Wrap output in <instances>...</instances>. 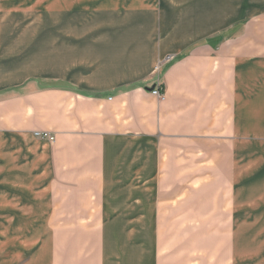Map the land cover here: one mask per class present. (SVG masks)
Returning a JSON list of instances; mask_svg holds the SVG:
<instances>
[{"label": "crops", "instance_id": "crops-1", "mask_svg": "<svg viewBox=\"0 0 264 264\" xmlns=\"http://www.w3.org/2000/svg\"><path fill=\"white\" fill-rule=\"evenodd\" d=\"M0 264H264V0H0Z\"/></svg>", "mask_w": 264, "mask_h": 264}, {"label": "built area", "instance_id": "built-area-1", "mask_svg": "<svg viewBox=\"0 0 264 264\" xmlns=\"http://www.w3.org/2000/svg\"><path fill=\"white\" fill-rule=\"evenodd\" d=\"M167 60H169V57H167ZM160 65H161V63H159L155 67V70H154V73L157 76V80H156V84H155L154 88L151 90V95H153L154 97H156L159 100H162L164 98L163 89H162V85L160 84V81L158 79V73H159ZM34 137L36 139L49 141V142H54V140H55V138L51 134L46 133V132H35Z\"/></svg>", "mask_w": 264, "mask_h": 264}]
</instances>
